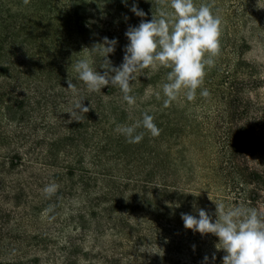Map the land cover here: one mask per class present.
<instances>
[{"label":"rangeland","instance_id":"obj_1","mask_svg":"<svg viewBox=\"0 0 264 264\" xmlns=\"http://www.w3.org/2000/svg\"><path fill=\"white\" fill-rule=\"evenodd\" d=\"M194 3L221 19L209 96L165 108L169 68L138 72L129 106L117 87L89 92L71 65L108 37L119 67L129 27L171 13L170 0H0V264H177L182 233L203 255L213 236L182 214L214 221L215 202L264 211V0ZM81 99L89 112L73 114ZM145 113L159 135L141 126L128 143L116 128Z\"/></svg>","mask_w":264,"mask_h":264},{"label":"clouds","instance_id":"obj_2","mask_svg":"<svg viewBox=\"0 0 264 264\" xmlns=\"http://www.w3.org/2000/svg\"><path fill=\"white\" fill-rule=\"evenodd\" d=\"M28 3V0H24ZM126 3V0H122ZM171 13L158 11L150 21L142 20L138 26L129 27L125 36L128 44L123 49V62L119 67H113L108 59L115 52L118 41L108 37L102 38V43L95 44L91 50L84 49L88 56L78 59L71 67L78 79L84 83L89 92H101L106 86L117 87L122 93V99L127 105L133 106L136 99L132 92V81L143 69L165 67L171 69L162 84L165 97L163 107H169L177 101L181 94L188 101H194L199 89V95L209 96L203 88L206 69L215 64L214 57L220 51L221 19L214 15L211 7L202 4L197 7L194 0H170ZM130 11L137 17H145V12L135 4ZM95 52L103 58L100 69L93 67L90 53ZM207 54V55H206ZM67 89L77 93L76 84L68 80ZM78 100L74 105L73 114L88 113L89 107ZM143 127L152 136L159 135V129L153 122V117L143 114L142 121L132 125H120L116 131L126 138L130 144H138L144 134L137 133L138 127ZM55 182L47 184L42 192L50 198L58 191ZM216 219L204 209L197 216L182 214L181 219L186 229L201 235L213 234L218 238L217 250L226 254L222 264H264V215L255 208L243 206H227L223 202H215ZM51 207L45 210V214ZM54 218V217H53ZM216 256L203 257L202 264H215Z\"/></svg>","mask_w":264,"mask_h":264},{"label":"trees","instance_id":"obj_3","mask_svg":"<svg viewBox=\"0 0 264 264\" xmlns=\"http://www.w3.org/2000/svg\"><path fill=\"white\" fill-rule=\"evenodd\" d=\"M247 201H250V199H246ZM248 206V205H247ZM246 206V207H247ZM258 213L261 215H264V211H259L256 209ZM183 238L180 239V241L176 242V249L175 252L177 254V264H202L203 257L208 256L209 260L211 261V257L213 255L216 256L215 264H222V257L226 254L223 250H217L215 245L219 242L218 238L213 235L210 237V240L207 244H204L206 246V255H203L201 250L197 247V244L195 242L187 237V234L182 233ZM173 244V243H172ZM171 245V244H169ZM203 245V243L201 244ZM172 246V245H171ZM168 255L165 253V256ZM165 261V260H162ZM175 264V263H172Z\"/></svg>","mask_w":264,"mask_h":264}]
</instances>
